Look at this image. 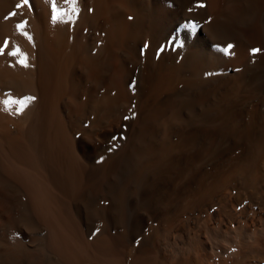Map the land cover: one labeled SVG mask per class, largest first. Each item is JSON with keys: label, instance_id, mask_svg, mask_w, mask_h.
<instances>
[{"label": "bare ground", "instance_id": "1", "mask_svg": "<svg viewBox=\"0 0 264 264\" xmlns=\"http://www.w3.org/2000/svg\"><path fill=\"white\" fill-rule=\"evenodd\" d=\"M0 264H264V0H0Z\"/></svg>", "mask_w": 264, "mask_h": 264}, {"label": "snow or ice", "instance_id": "2", "mask_svg": "<svg viewBox=\"0 0 264 264\" xmlns=\"http://www.w3.org/2000/svg\"><path fill=\"white\" fill-rule=\"evenodd\" d=\"M28 2V0H24V3H27ZM20 5H17V7H19ZM229 47H231V46H229Z\"/></svg>", "mask_w": 264, "mask_h": 264}]
</instances>
